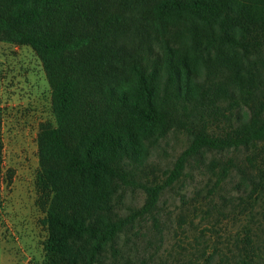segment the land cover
Masks as SVG:
<instances>
[{"label":"trees","instance_id":"1","mask_svg":"<svg viewBox=\"0 0 264 264\" xmlns=\"http://www.w3.org/2000/svg\"><path fill=\"white\" fill-rule=\"evenodd\" d=\"M0 41L30 47L50 88L54 123L37 133L46 264H135L120 233L208 154L242 153L243 209L264 203V0H0ZM170 132L187 147L120 217L146 144ZM218 162L221 183L235 164ZM1 164L0 141V180ZM242 238L231 264H257Z\"/></svg>","mask_w":264,"mask_h":264},{"label":"rangeland","instance_id":"2","mask_svg":"<svg viewBox=\"0 0 264 264\" xmlns=\"http://www.w3.org/2000/svg\"><path fill=\"white\" fill-rule=\"evenodd\" d=\"M43 123L54 119L39 59L28 46L0 41V264H46L48 195L36 183L37 133ZM187 144L178 132L146 144L135 184L122 187L114 199L120 217L143 205L141 185L162 183ZM229 158L235 165L217 182L218 161ZM244 166L239 152L208 154L200 164L192 160L181 178L161 191L151 213L120 233V259L135 264H231L247 230L254 258L264 264V203L244 210L245 195L235 189L238 169Z\"/></svg>","mask_w":264,"mask_h":264}]
</instances>
